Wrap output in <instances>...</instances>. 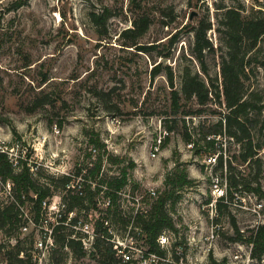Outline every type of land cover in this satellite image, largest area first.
<instances>
[{
  "label": "rangeland",
  "instance_id": "rangeland-1",
  "mask_svg": "<svg viewBox=\"0 0 264 264\" xmlns=\"http://www.w3.org/2000/svg\"><path fill=\"white\" fill-rule=\"evenodd\" d=\"M231 11L240 21H233L236 42L229 43L225 24ZM251 19L264 22V0H0V152L14 167H30L37 184L62 176L80 181L85 195L94 193L85 203L93 222L106 214L121 218L119 204L132 209L134 199L151 210L166 190L175 191L167 210L176 231H166L170 244L160 249L169 251L164 257L173 264H264V258L251 257L248 242L264 224V198L244 187L259 182L264 191V34L252 45L239 29ZM143 20L149 27L136 37L135 23ZM201 25L211 26L212 46L199 59L194 48ZM230 44L237 61L244 58L242 90L256 107L249 119L254 145L262 146L260 165L244 163L241 145L216 134L230 112L222 73ZM188 71L209 88L205 105L185 98ZM173 91L179 93L178 108ZM164 131L169 136L158 145ZM205 138H215L214 149ZM210 156L218 158L215 165ZM124 172L127 185L114 200L106 182ZM230 177L239 187L230 191L227 185L226 199L207 208L215 200L216 178L225 186ZM6 184L0 181V209L14 202ZM50 186V203L62 204L68 194ZM107 198L113 205L108 211L102 209ZM220 202L226 207L218 211ZM32 208L27 201L20 211L28 231L18 227L11 238L0 232L5 256L16 254L17 239L32 255L40 238ZM119 235L126 248L150 251L140 229H120ZM57 248L62 264H97L91 256Z\"/></svg>",
  "mask_w": 264,
  "mask_h": 264
},
{
  "label": "trees",
  "instance_id": "trees-1",
  "mask_svg": "<svg viewBox=\"0 0 264 264\" xmlns=\"http://www.w3.org/2000/svg\"><path fill=\"white\" fill-rule=\"evenodd\" d=\"M233 13L234 12L231 11L226 16L228 21L225 25L228 27L227 35L229 43L233 40H235L236 42V34L234 33L236 28L233 21H240L239 14ZM148 27V20H143L141 26L136 22L133 32L136 34V37H141L147 31ZM211 29L212 28L210 25H201L195 32L196 41L194 49L199 59L203 58L204 51L210 49L212 46L207 37L208 31ZM239 29L242 32L244 38L247 39V41H250L252 45H254L264 34V22L257 19L247 20L246 22L240 23ZM244 68V58L240 61H237L234 48L230 44L228 56L224 60L222 68L224 77L223 94L226 101V107L230 110V112L222 120L220 129L216 131V134L225 135L241 145V158L244 163L249 162L250 164L251 162H254L260 165L261 160L259 158L258 151L262 149V146L254 145L252 136L253 127L250 126L251 121L249 119V112L256 109V107L252 103L251 99H245L242 90L241 79L242 75L244 74ZM170 83L171 87L174 88L172 77L170 78ZM183 94L187 100L196 98L197 102L200 105H205L209 101L211 92L206 84L199 78V76H192V74L188 71L186 72L184 77ZM216 98H218L219 100L220 95L216 96ZM172 99L175 106L174 108H178L179 93L177 91H173ZM206 139L207 138H205L204 140L207 142V144L214 149V146L216 144L215 138L208 141ZM101 162L102 161L100 160V163H98V166L95 169L98 173L101 170ZM220 167H224L222 159L220 160ZM229 167L231 168V164H229ZM33 175L34 173L31 171V168L28 167L25 163L14 167L6 153L0 152V181L4 184H6L8 181L12 183L11 196H13L14 199V202H12L9 206L0 209V232L5 230L6 232L4 233L9 238H11L14 236L13 234L16 228H22L27 223L26 221L22 223V217L20 216V211L22 212L21 208L27 201L32 203V211L36 214V218L33 223L38 224L43 213V203L47 202L49 204L50 199L53 195L50 185L54 186V188L61 187L64 193L68 194V196L65 198L64 202H62V204L65 205L62 220L63 223L56 226L54 229L55 247L51 251V263L62 264L61 261L56 258V254L58 253V245L64 249L72 250L74 254H77L79 256H86L81 244L75 241L73 238L74 229L72 230L71 228H73L74 222H76L77 219L74 220L73 217L70 221L67 220L69 219V214L74 213V210H78V217L81 216V213L83 211L88 212L90 208L86 206L85 203L94 196V193L89 192L90 194L88 196L85 195V192L83 196L74 193V183L72 181V177L70 176H62L57 180H55V178H50V182H48L50 184L40 185L37 184ZM184 183H181L180 186H183ZM126 185L127 174L126 172H124L120 178H113L106 182V187L109 189V191L107 190V196H112V198L115 200V191L121 190ZM227 185L228 190L231 191L232 189H237L239 187V182L234 177H230ZM244 187L252 189L257 195H259L261 198H264V191L262 190L259 182L254 188H251L252 184H247ZM15 193H17L16 197L14 196ZM31 193H33V196L31 195ZM174 194L175 191L166 190L162 194V196L156 202H154L151 210H146L147 212L145 214L141 215L138 213L134 215V210L131 209L125 216L121 215V218H117L116 216H114V218L112 219V224L116 226L118 231H120V229H125L126 231L130 230V233H134L136 229H140L141 232L147 236V241L150 245L149 252H158L160 256L164 257L169 251L165 252L160 250L161 246L159 245L158 238L166 231H176L173 220L170 217L169 211L167 210L168 202L172 199ZM222 207H226V204L220 202L218 205V211H221ZM93 210L96 211L97 208H94ZM100 219L96 222V230H102ZM127 221L130 225H125V222ZM6 227H9L8 230ZM234 228L236 234L239 237H243L242 233L235 224ZM16 241L17 243L15 244V246H12V249L16 251V254L13 256L11 252L6 253L10 264H15V262H17L18 264H34L31 261V255H29L22 248L23 241L18 239ZM233 241L238 242L239 239L234 238ZM248 242L252 246L251 257L256 260L263 259L264 224L257 226L252 231ZM95 249L96 251L91 255V257L96 261L97 264H121V260L117 257L116 251L114 250L111 243L103 239H98L95 244ZM0 250L2 251L1 248ZM21 253H23L24 257H26L27 259L20 258L19 256L21 255ZM210 264L224 263L211 259Z\"/></svg>",
  "mask_w": 264,
  "mask_h": 264
},
{
  "label": "built area",
  "instance_id": "built-area-1",
  "mask_svg": "<svg viewBox=\"0 0 264 264\" xmlns=\"http://www.w3.org/2000/svg\"><path fill=\"white\" fill-rule=\"evenodd\" d=\"M169 136L167 131H164L159 137L158 145L162 143L165 137ZM158 148L152 152V157L155 158L157 156ZM208 162L212 165L217 163L216 156H210L208 158ZM7 191L8 194L12 195V183L10 181L7 182ZM74 193H77L80 196L84 195V190L82 183L80 181H74ZM153 195H156L155 192H152ZM213 196L215 200L206 204L207 208H214L216 206V202L219 200H224L227 197V184L223 186L220 182L219 178H216L214 181V190ZM123 200V198L121 199ZM134 206L132 209L134 210V215L136 214H145L147 211L142 209L138 205V199H134ZM100 204H97L98 207ZM112 202L109 198H107L103 204L102 209H108L112 207ZM120 212L122 216H125L128 211L126 210V206L123 204H119ZM23 211V209H21ZM65 210V205L53 203H43V213L41 215V220L38 224L32 223L36 227V229H40V238L34 242V249L32 250L31 261L34 264H52L51 263V251L55 247V239H54V229L56 226L61 225L63 222V213ZM78 210H74V213L69 214L70 221L71 218L74 217V235L73 238L75 241L79 242L85 252L86 256H91L95 251V244L98 239H103L113 245L114 250L116 251L117 257L121 260V264H160L162 262L173 264V261L168 258L159 257L156 253L151 252H143L138 248H126L124 245L123 238L119 235V231L112 224V219L109 214L102 216L100 219L102 230H96V221L93 222L91 218V214L83 211L81 216L78 217ZM26 214V213H25ZM27 215V214H26ZM28 216V215H27ZM67 225V224H66ZM30 228V223L27 222L21 230L26 232ZM214 238V234L211 236ZM17 243V241L15 240ZM159 245L162 248L167 247L170 244V236L165 233L159 236L158 238ZM133 250V252L131 250ZM3 253V254H2ZM134 254L135 257L132 258L131 255ZM20 258H24V254L21 253ZM238 257H236L237 259ZM0 264H10L9 259L5 256L4 252H0Z\"/></svg>",
  "mask_w": 264,
  "mask_h": 264
},
{
  "label": "water",
  "instance_id": "water-1",
  "mask_svg": "<svg viewBox=\"0 0 264 264\" xmlns=\"http://www.w3.org/2000/svg\"><path fill=\"white\" fill-rule=\"evenodd\" d=\"M63 2H66L67 0H62Z\"/></svg>",
  "mask_w": 264,
  "mask_h": 264
}]
</instances>
